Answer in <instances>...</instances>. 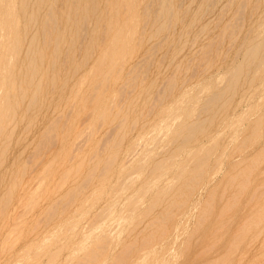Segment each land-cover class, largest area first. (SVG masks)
<instances>
[{"label": "rangeland", "instance_id": "obj_1", "mask_svg": "<svg viewBox=\"0 0 264 264\" xmlns=\"http://www.w3.org/2000/svg\"><path fill=\"white\" fill-rule=\"evenodd\" d=\"M0 264H264V0H0Z\"/></svg>", "mask_w": 264, "mask_h": 264}]
</instances>
